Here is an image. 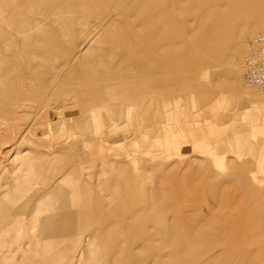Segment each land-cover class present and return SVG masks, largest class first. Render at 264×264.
<instances>
[{"label":"rangeland","instance_id":"1","mask_svg":"<svg viewBox=\"0 0 264 264\" xmlns=\"http://www.w3.org/2000/svg\"><path fill=\"white\" fill-rule=\"evenodd\" d=\"M24 1L0 0V19L26 3L34 19L57 11L76 17L61 7L65 0ZM100 1L81 13L88 28L113 11ZM142 10L161 19L156 39L140 38L148 33L139 27ZM117 20L113 27L122 31L85 56L79 28L68 30V42L53 26L36 43L30 36L31 45H0L7 66L0 74V197L23 181L33 186L32 207L66 196L69 222L84 230L78 244L37 242L32 249L25 241L23 252L4 254L12 264H35L40 253L56 257L54 264H264V94L251 89L258 102L248 103L241 72L244 44L264 32V0H146ZM219 23L255 33L241 37L231 56L230 73L241 72L237 84L211 55ZM119 49L123 59L111 56ZM32 53L46 60L25 57ZM77 58L53 104L29 110L34 88L50 86L61 65ZM198 80L206 82L195 90ZM71 95L73 107L54 105ZM185 102H193L188 118ZM205 128L213 133L199 139ZM112 228L116 237L93 238L94 250L87 248L96 232Z\"/></svg>","mask_w":264,"mask_h":264},{"label":"bare ground","instance_id":"2","mask_svg":"<svg viewBox=\"0 0 264 264\" xmlns=\"http://www.w3.org/2000/svg\"><path fill=\"white\" fill-rule=\"evenodd\" d=\"M25 1H24V3H25ZM67 1L68 0H65L64 2H61L60 3L61 7L62 8H66V7L71 6V7H69V10H72L73 12L71 14H73L76 17H73V18L69 19V18L65 17L64 15H62V13L58 14V11L57 12L55 11L56 13H54V12H46L45 14H41V17L39 19H34V18L31 17L32 14L30 13L32 8L29 7L28 3H26V4L23 5L24 8L21 9L20 12L11 13V15L6 17V19H0V45L5 47V49H7V48L10 49V48L13 47V45L18 44V43H21V44H24V45H31V43L29 41L30 36L33 37V42L36 43L39 40L38 36L40 35L41 31L42 30L44 31V29L46 30L48 27L49 28L50 27L53 28V26H54V29H57V30L61 31V33H62L61 37L66 42L67 37H68L67 33H69L68 30H71L72 34H74V33L77 32V30L79 28L81 30L82 35L85 34L84 38L82 39V46H81L82 50L80 51V53H82L81 56H85V55H88L90 52L93 51V49L95 48V45L97 43H99V41L103 37H105L106 35H109L110 33H113V32L122 31V29H120V28L117 29V28L113 27L114 24L118 23L117 19L119 17H123V16L125 17V15L130 14L131 12H133L136 8H138L140 6L141 2L146 1V0H101V1L99 0L101 2V4L102 3L103 4H111L112 8H113V11L110 12V13H107L104 17L103 16L99 17L97 19L96 23H94L93 25L91 24L92 25L91 28H88L87 25L85 24V22L82 23L83 19L81 18L82 17L81 13H84V12L90 10L89 8L94 6V5H91V0H70L69 3H67ZM214 1L216 2V0H206V4L212 6ZM99 6H100V4L97 5V7H99ZM103 6H105V5H103ZM103 8L107 9L106 7H103ZM104 9H103V12L105 11ZM142 11L137 13V14H139V17H140V20H141L140 21L141 23L139 24V27L146 26V28H148L147 29L148 33L147 34L145 33V34L142 35V37H140L142 42H143L147 37H148V39L151 38L153 40V38H155L157 36V31H158L157 29L160 28L158 22H160L161 19H160L159 16L158 17L154 16V15H157V13L152 15L151 17H149L150 15H146V13H145L146 11H144V10H142ZM219 17H218V20H219ZM3 18H5V17H3ZM13 21H17V24L15 26L11 25V23ZM217 24H218V22H217ZM219 24H220V26L218 25L219 27H217L218 30L216 29L217 30L216 32H218L219 35H220L218 37V38H220V42H219L218 45H216L212 49L211 55H212L213 59H216V60H218L220 62H224V65L222 66V67H225L224 72L231 75V78L234 79L235 82H236L235 84H237L238 81H240L241 72H242V76H243V79H244V82H245L244 83V87H243V91H245L246 94H249L251 96L252 95L251 94V89L253 91H255V92L258 91V90L255 87H253L252 85H250L247 82V80H246V70L244 68V58L246 56V48H245V44L246 43L244 44L245 54H244V57L242 58V69H241V63H240L241 72L239 73V72L235 71V72H231L230 73V70H231V58L233 57L232 54L235 55L234 51H237L239 49V43L241 42V41L239 42V39L241 37H243L245 34H254L255 35V33H252L251 31H244V33H243V32H241V30L236 32V31L231 30L229 28H228L229 30H227V28L225 30L224 28L221 27L222 24L221 23H219ZM118 27H119V25H118ZM20 30L24 34H22L21 35L22 37L18 39L17 37H15V35H18L19 33H21ZM261 32L259 34H257L254 38H256L257 36H259L261 34H264L263 31H261ZM74 37H75V35L72 38H74ZM253 39H251V40H253ZM67 42H68V40H67ZM39 48H41V47H39ZM21 52H23V51H21ZM45 53H46V50H45ZM29 55L25 56V57L27 59L32 60V61H38V60L44 61V60H46V59H44V57L41 58L39 55L34 54V53L29 54ZM0 56H2V54H0ZM111 56H115L116 58L123 59L124 56H125V53H124L123 50L119 49V52H118L117 55L111 54ZM111 56H110V58H111ZM75 57H76V55H75ZM79 58H77L73 64L71 63L70 59L66 60L63 63V65H61V67L57 71H56L57 68L55 69L56 73H55V75L53 77V81H52V83H54L53 85L51 83L50 86H48L46 88V87H44V85L42 84L43 82H42L38 86H36L34 88V90H33L34 94H33V97H31L32 100H30V101H28L26 103V107L29 110H31V111L43 112V111H45L44 108L48 104L52 105L53 102H54V99H55L56 92L58 91V89L61 86H64V83H60V81L65 82L64 79H63L64 72H66V70H69L68 71V73H69L74 68L75 65L80 64L79 62H80L81 59H79ZM30 60H29V62H30ZM209 62L211 63L212 61H209ZM6 68H7L6 64H4V63L2 64V62H1V64H0V74H3L4 72H5V74H7L6 73V71H7ZM219 72H220V70H219ZM107 74L111 75L110 69L107 72ZM10 78H12V76ZM7 79H8V77H7ZM57 81L59 82V85H58ZM205 82L206 81L202 82V81L198 80L196 82V85H191V86L194 87V89L196 90L195 87H198V86L202 85ZM45 92H47V94L45 95V97H43L44 101L42 103L40 102L41 105L39 106L38 103H37V100L40 99L42 97L41 94L45 93ZM197 92H199V91H197ZM258 92H260L261 94H264V92H261V91H258ZM260 93H258V94H260ZM186 96L189 97V94H187ZM210 97H212V95ZM251 97H249V98H251ZM252 99H253V97H252ZM75 101H76L75 97L71 95V96H67L63 100H55V104L54 105L59 104V107L61 106L63 108L64 107H73V105L76 104ZM133 101H135V100H133ZM102 119H104V117ZM79 200H81V199H79ZM117 233L119 234V231H118L117 228H114V229L112 228L110 231H101L100 233L96 232L94 237H90L88 239L87 248L88 249L92 248L94 250V248L91 247L92 246L91 243H90L91 239L98 238L99 242L100 241H105L107 239L112 238L113 236L116 237ZM103 248H104V246L102 245V249ZM198 258H199V256H198ZM208 258H206V259H208ZM253 260H255V259L252 258V261ZM210 262L208 261V264H211ZM255 262L253 261V263H255ZM201 263H203V261ZM204 263H205V261H204Z\"/></svg>","mask_w":264,"mask_h":264},{"label":"crops","instance_id":"3","mask_svg":"<svg viewBox=\"0 0 264 264\" xmlns=\"http://www.w3.org/2000/svg\"><path fill=\"white\" fill-rule=\"evenodd\" d=\"M256 99L257 98L251 99L248 103L258 102ZM192 103L185 102L183 105L186 109L187 118L190 116V107ZM181 107L182 106L178 108L176 116L174 115L175 111H173V115L176 120H178L179 109ZM160 119H162V116L156 120L159 121ZM186 128L188 127H185V129ZM200 131H203V133L207 134L208 136L206 135L207 137L205 136L199 139H206L211 135V133H213L212 129L206 128ZM195 132H192V134ZM252 152L255 155L259 153L256 151ZM261 152L260 153L263 154L264 150ZM48 179L49 177H47V179L45 178L44 183L47 182ZM32 188L33 186L26 181H23L22 185H19L17 182L16 185L10 186L5 190L2 198L0 197V257H2L0 258V264H12L11 260L4 253L23 252L24 250L22 245H25L23 244L25 241L27 244H29V246H31V248L32 246L37 245V242L43 244H47L49 242L60 243L62 241H66L67 244L70 242L75 244L81 243V241L77 240V238L84 233V230L81 227H78L76 222L74 224L69 222L71 219H68L69 216L67 214V209H64V206L62 207L63 204L67 206V197L63 196L59 200H56V204L52 206L51 202L54 199L51 201L50 194L47 197V199H50L47 201L49 202L47 207H32L29 205L30 197L28 194ZM38 204L39 203H37V205ZM31 209L34 210L31 211V216L28 219L27 214ZM60 210H64L66 212H61ZM80 249L81 253H84L83 246ZM29 252L30 251H28V253ZM44 256L45 253H40L38 255L40 262L37 260L35 264L55 263L56 257L54 259V256H49V253V257ZM77 264H84V261L78 262Z\"/></svg>","mask_w":264,"mask_h":264},{"label":"built area","instance_id":"4","mask_svg":"<svg viewBox=\"0 0 264 264\" xmlns=\"http://www.w3.org/2000/svg\"><path fill=\"white\" fill-rule=\"evenodd\" d=\"M244 68L247 82L264 92V34L245 44Z\"/></svg>","mask_w":264,"mask_h":264}]
</instances>
